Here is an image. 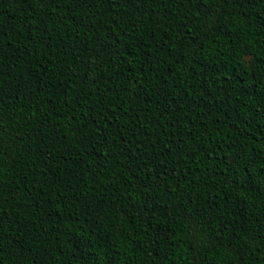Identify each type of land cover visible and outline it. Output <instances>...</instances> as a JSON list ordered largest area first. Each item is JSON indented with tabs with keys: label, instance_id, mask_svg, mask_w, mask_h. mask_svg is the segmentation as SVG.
Returning <instances> with one entry per match:
<instances>
[{
	"label": "trees",
	"instance_id": "1",
	"mask_svg": "<svg viewBox=\"0 0 264 264\" xmlns=\"http://www.w3.org/2000/svg\"><path fill=\"white\" fill-rule=\"evenodd\" d=\"M0 264H264V0H0Z\"/></svg>",
	"mask_w": 264,
	"mask_h": 264
}]
</instances>
